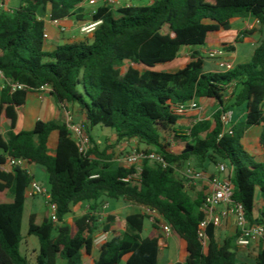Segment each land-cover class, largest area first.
<instances>
[{
  "label": "trees",
  "instance_id": "16d2710c",
  "mask_svg": "<svg viewBox=\"0 0 264 264\" xmlns=\"http://www.w3.org/2000/svg\"><path fill=\"white\" fill-rule=\"evenodd\" d=\"M14 4L11 12H0V71L26 90L0 93V165L8 156L23 158L31 166L43 167L49 176L50 201L57 207L59 226L50 211L43 222L29 219L28 236L39 242L36 261L22 252L23 219L27 191L35 181L27 170L0 171V264H160L161 220L169 223L187 244V260L178 264H247L238 258V235L219 242V227L207 230V248L198 232L204 214L205 197L193 198L175 167L194 157L202 164H224L234 187L233 200L242 204L250 225L264 223V38L249 63L226 72L205 70V57L196 51L180 69L159 67L175 63L184 47L209 48L218 44L212 37L229 30L233 23L251 17L264 30V0H110L91 13L92 22L101 21L92 39L57 46L46 51V18L65 21L77 17L76 10L90 0H0ZM92 1V0H91ZM132 1H138L132 4ZM147 1V3H141ZM243 32L236 40L242 43ZM233 51V45H222ZM126 68V69H125ZM50 86L51 95L68 112L85 118L91 148L82 155L63 121H38L32 131L17 128L19 112L30 94ZM212 100L217 111L190 129V141L177 136L176 126L185 118L175 112L190 100ZM245 109V121L234 123L233 135H222L223 112ZM9 130L4 132L7 123ZM260 127L257 152L247 147L246 133ZM110 130L116 144L137 140L154 149L169 164L144 161L137 184L123 181L137 173L135 166H120L114 148L100 145L94 130ZM57 133L55 148L51 137ZM185 143L179 154L170 153L172 142ZM13 191L14 198L4 197ZM104 197H128L159 213L153 231L144 237L149 216H128L117 224L110 238L94 258V238L102 226L100 210ZM258 198L262 206L258 207ZM87 205L83 215L67 221L72 208ZM260 244H264V239ZM254 264H264V250Z\"/></svg>",
  "mask_w": 264,
  "mask_h": 264
},
{
  "label": "crops",
  "instance_id": "0c3cea01",
  "mask_svg": "<svg viewBox=\"0 0 264 264\" xmlns=\"http://www.w3.org/2000/svg\"><path fill=\"white\" fill-rule=\"evenodd\" d=\"M121 4H125V1L120 0ZM138 1H132V4H136ZM141 3H148L147 1L141 2ZM104 4V0H90L86 2L83 5H80L77 10L76 14L77 17L81 16V20L77 19L76 17L67 19L65 21H61V25L64 26L67 31L65 33L60 32V28L56 25H54L52 22L47 21V32L49 34V39L46 42V51L52 52L57 46L67 45V44H75L80 42H85L87 39H92L93 35L84 36L80 28L86 23L92 22L90 19L91 13L95 12L99 7H101ZM14 4L11 2L10 4H6V7H11ZM243 32H249V35L244 39L242 43L236 44V40L241 37ZM264 38V30H260V24L256 19H253L251 17H247L244 19H240L233 23L232 27L229 30H221L220 32L216 33L212 37V41L218 45L212 46L209 48H189L184 47L181 50L180 58L177 61L184 62L185 67L190 61L191 56L194 52L198 51L201 53L202 56L205 58V52L212 48H217L222 45H233L234 49L233 51H226V57L225 60L230 62L234 67L238 65L247 64L251 61L252 56L255 52L256 47L258 46L261 39ZM206 70V69H205ZM208 72H226L225 68H222L219 66V63L217 61H213V65L211 68L206 70ZM199 103H203L207 105L209 112H211V115H214V113L217 111V103L212 100H201ZM234 114V123L235 124H241L245 121V109L243 107L235 108L231 110ZM67 110L63 107H61L54 97L50 93H46L43 96L38 94H30L27 98L26 105L20 110L19 112V120L17 129L19 131L26 130V131H32L38 121H66V114ZM77 123L82 124L85 121V118L81 116L79 113L75 112ZM197 112H192L187 115H185V118L180 120L176 126V128L182 127V126H190V129L193 127L195 120L198 117ZM204 120H212L210 117L203 116ZM10 127V123H7V128ZM95 131V130H94ZM101 131V130H96ZM262 129L260 127L252 128L246 133V139H247V147L252 152H257V146H258V139L261 135ZM108 141V145L115 146L114 153H116V156H118L122 151L129 150L130 147H128V144L133 143H139L137 140H130V141H122L118 144H116L117 138L116 136L111 133L104 131V136L100 137L98 139V144H102ZM57 142V133H54L51 137V144L52 147L55 148ZM170 149L173 153L179 154L183 150L185 151V143H178V141L172 142ZM148 147V146H147ZM118 148V149H117ZM152 149L151 147H149ZM154 150V149H153ZM197 162L196 158L192 157L187 161L186 166L183 167L180 166L175 168V175L179 179H183L184 175H188V172L190 170H187L188 164H191V162ZM117 163V161L115 160ZM118 164V163H117ZM200 164V163H198ZM120 166H124L119 164ZM206 167L205 162L200 164V166ZM32 167V166H31ZM39 167V166H35ZM127 167V166H125ZM216 167V165H215ZM31 169V168H30ZM217 169V168H216ZM209 170V169H208ZM31 174L37 176V173L31 169ZM216 174L214 172H209L208 175ZM34 176V179L36 178ZM201 180V179H200ZM42 184L43 183H39ZM205 184H208V182H205ZM196 198V197H195ZM102 204L108 203L109 208L105 212L99 213L101 223L107 225V220L109 217L114 218V222L110 225L108 229H105V225L102 226L100 232H107L109 235L112 230H114L117 226V224H120L124 226L125 220L128 216L134 215V214H142L141 205L134 203V201L126 199V197H122L120 199H109L104 197L102 200ZM262 206L261 199L258 198V207ZM88 209L87 205H77L74 206L72 209V215L69 218L68 221L73 220L74 218H77L84 213H86ZM151 227L148 229V231L144 232V237H147L150 232L153 231L152 229V223L150 222ZM160 226V225H159ZM146 229V227H145ZM220 232L219 235L223 237L225 235L226 237H233L236 234V225L233 219L228 220L225 222V224L219 228ZM96 234V235H97ZM160 234L164 237V239L160 242H165V247H161V261L160 264H178V263H185L187 260L188 252H187V244L185 241H183L180 236L173 230L172 233L169 236H166L165 233L162 230V226H160ZM100 248L98 246H95L94 248V258L99 257ZM34 253H36V258L38 255V249H34ZM128 258H124V260L121 262V264H126ZM36 261V260H35ZM87 264H92V261H89Z\"/></svg>",
  "mask_w": 264,
  "mask_h": 264
},
{
  "label": "built area",
  "instance_id": "2783aa9c",
  "mask_svg": "<svg viewBox=\"0 0 264 264\" xmlns=\"http://www.w3.org/2000/svg\"><path fill=\"white\" fill-rule=\"evenodd\" d=\"M112 4L118 5L119 2L116 0H110ZM8 8L0 1V10ZM11 12V10H9ZM46 21L52 22L54 25L60 28L61 33H65L67 29L61 25V21H51L49 18H46ZM258 21V20H257ZM101 21L86 23L81 26L80 31L84 36L93 35L101 24ZM260 24V22L258 21ZM46 41L49 39V34L46 30L44 34ZM205 55L208 59L215 60L219 63V66L225 68L229 71L234 68V66L225 60L226 51L223 48L217 47L209 49L205 52ZM9 89L11 92H17L21 90H26V86L13 80L7 78L5 74L0 71V93L4 89ZM51 87L46 85L40 88L39 93L43 96L46 93L51 94ZM177 114L187 115L192 112H197L198 117L195 120L194 124L203 121V108L198 100L193 99L185 103H180L177 105L175 110ZM66 123L69 126L71 131L72 139L76 142L79 147V151L82 155H87L91 148L90 137L82 124H77L74 122L73 114L67 112L66 114ZM221 123L223 126V133L221 137L225 134L233 135L234 132V114L232 111L223 112L221 115ZM173 144V143H172ZM170 153L175 154L169 147L168 150ZM144 161L157 162L162 164L163 167H168L169 164L165 161L164 157L156 152H139L135 151L130 157L126 159L128 167L135 166L137 168V173L133 176H130L127 180L123 181L132 182L137 184L140 181V176L142 172V164ZM31 165L28 160L23 158H14L8 156L5 163L0 165V171L6 174L12 173L15 169L27 170L31 173ZM176 168V167H175ZM217 173L213 175L195 173L189 169V177L198 178L201 180H206L209 186V192L205 197L204 204L202 205L201 211L204 214V219L201 222L200 230L198 232L199 240L203 246L208 245L207 230L211 225L216 227H222L225 222L230 219H233L236 225V234L238 235L236 240V245L239 248H251L253 246L259 245L264 239V223L250 225L245 214V209L242 204H238L233 200L234 187L231 180L226 176L228 168L224 164H219L216 166ZM137 179V182H134ZM38 195L45 196L47 199L48 208L50 211L51 219L54 223H58L57 207L50 201V193L44 185L34 181L27 191V196L34 198ZM109 208V204L105 203L102 205L101 212H105ZM142 214L149 216V221L153 224L157 219H160L159 213L156 210H153L149 207L141 205ZM160 226L166 236H169L173 228L172 226L161 220ZM110 238V235L107 232L99 233L94 238V245L101 247L105 242ZM166 243L162 242L161 247H165Z\"/></svg>",
  "mask_w": 264,
  "mask_h": 264
},
{
  "label": "rangeland",
  "instance_id": "374dc122",
  "mask_svg": "<svg viewBox=\"0 0 264 264\" xmlns=\"http://www.w3.org/2000/svg\"><path fill=\"white\" fill-rule=\"evenodd\" d=\"M11 7L4 8V10H0V12L1 11L9 12V10H11ZM213 61H215V60L205 58V69L206 70H208L209 68L212 67ZM183 66H184V62L182 63L180 61H176L175 63L170 64L168 66L159 67V69H161V70L170 69V68L180 69ZM201 106L203 108V116L213 118V115H211V112H209L207 105L201 103ZM70 113L73 114L74 122L77 123L78 120L76 118L75 111L70 110ZM77 124H79V123H77ZM8 130H9V127L7 128V126H6L4 132H7ZM106 131L111 132L110 130H107V129H106ZM176 134H177V136L183 137L187 141H190V126H182V127L176 128ZM92 136H93V138H95L96 141H98V139H100V137L104 136V131H96V129H95V131L92 132ZM107 143H108V141H106L105 143H102L101 145H105ZM178 143H183V142L178 141ZM128 147H130L129 150L122 151L118 156H116V153H114V159L117 161L118 164L128 166L126 163V159L128 157H130L135 151H139V152H146V151H151V150L154 151L153 149H150L149 147H147L145 144H141V143L128 144ZM198 163L195 161V162H191V164H188L187 170L191 169L195 173L194 177H196L197 173L208 174V171L217 173V169H216L214 164L207 161V162H205L206 167H203L202 165L200 166V164H198ZM186 164H187V161L179 163L176 167L180 166V168H181V166L182 167L184 165L186 166ZM31 169L37 173V176L34 175L36 177L35 181L37 183L42 182L44 187L49 190V176H48V173L46 172V170L40 166L36 167V168H35V166H32ZM194 177H189V175H184V177L182 179L185 181V183L187 185V190H188L189 194L193 198L197 197L200 193H202L204 195V197H206V195L209 192V186L210 185L205 184V182H207L206 180H200V179L194 178ZM134 182H137V179ZM4 197L7 199L14 198L13 191H10V190L6 191L4 194ZM126 199L131 200L128 197H126ZM131 201H133V200H131ZM134 203H136V202H134ZM47 213H48V204H47V199L45 196L38 195L34 198L27 197L26 210H25L24 219H23L24 241H23L22 246H21V252L32 263H34L36 260V253H34V249H38V251H39V242H38V239L36 237H34V236L29 237L27 235L28 234L29 219H30V216L32 214H35V215H37L39 222L41 223V222H43V220L47 216ZM71 215L72 214L67 215V217H66L67 221L69 220ZM59 224H60V222L58 221V223H56V225L59 226ZM145 225H146V229H145V234H146L148 229H150V227H151L150 221L146 220ZM219 232H220V229H219ZM226 238H228V237H226L225 235H223V237H221L219 235V242L221 243ZM204 247L207 248V246H204ZM236 250H237L238 258L240 260L247 262V264H254L257 254L260 251L264 250V244H259V245L253 246L251 248H239L236 245ZM58 264H66V262L59 260Z\"/></svg>",
  "mask_w": 264,
  "mask_h": 264
},
{
  "label": "water",
  "instance_id": "95a60500",
  "mask_svg": "<svg viewBox=\"0 0 264 264\" xmlns=\"http://www.w3.org/2000/svg\"><path fill=\"white\" fill-rule=\"evenodd\" d=\"M187 151H188V150H185V152H187ZM226 176H227V177H229V176H230V171H229V170L227 171V174H226Z\"/></svg>",
  "mask_w": 264,
  "mask_h": 264
}]
</instances>
